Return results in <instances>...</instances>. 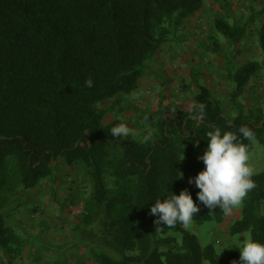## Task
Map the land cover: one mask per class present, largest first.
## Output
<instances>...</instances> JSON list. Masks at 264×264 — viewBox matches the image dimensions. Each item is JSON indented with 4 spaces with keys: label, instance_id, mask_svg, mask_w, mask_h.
<instances>
[{
    "label": "trees",
    "instance_id": "trees-1",
    "mask_svg": "<svg viewBox=\"0 0 264 264\" xmlns=\"http://www.w3.org/2000/svg\"><path fill=\"white\" fill-rule=\"evenodd\" d=\"M204 1L0 0V264H12L18 252L14 197L51 177L60 161L79 165L91 185L82 224L92 229L94 264L239 262L237 247L220 255L213 245L202 247L181 223L163 230L179 238L162 235L154 223L158 217L149 213L155 199L188 189L199 208L190 224L202 225L209 214L222 223V210L198 202L199 189L188 183L205 167L197 157L207 147L206 132L214 125L234 132L248 152L255 141L264 151V112L251 108L228 117L209 88L197 84L189 111L145 115L148 129H154L147 141L148 130L141 138H114L110 130L122 122H103L106 104L136 91L147 63ZM214 27L239 53L245 24L219 17ZM256 36L262 59L231 74L233 99L264 71V21ZM88 78L92 87L85 86ZM241 126L254 132L253 141L239 134ZM252 179L256 187L229 233L249 232L264 243V169Z\"/></svg>",
    "mask_w": 264,
    "mask_h": 264
},
{
    "label": "rangeland",
    "instance_id": "rangeland-1",
    "mask_svg": "<svg viewBox=\"0 0 264 264\" xmlns=\"http://www.w3.org/2000/svg\"><path fill=\"white\" fill-rule=\"evenodd\" d=\"M219 17L229 23L237 18L245 24L246 37L239 53H233L215 30ZM263 21L264 0H205L200 12L172 30L169 41L147 63L136 91L106 104L108 112L103 122L119 119L131 129L127 137L141 138L148 130L145 115L159 110L189 111L195 103L197 84L209 88L228 117L251 108L264 112L263 70L251 79L241 97L231 96V74L248 61L262 59L256 32ZM213 41L219 52L214 51ZM203 152L200 150L198 156ZM249 156L254 174L261 172L263 147L253 142ZM90 190L89 180L79 165L69 166L60 161L53 175L36 188L18 191L13 215L19 235L18 252L13 260L7 254V260H12V264H55L61 259L71 264H94L90 252L94 244L90 240L92 229L82 224ZM241 209L242 204L226 215L222 223L209 214L202 225L190 224L186 230L198 237L202 247L213 245L223 255L228 247L239 248L240 241L251 238L249 232L229 233L231 225L240 219ZM162 235L180 236L169 230Z\"/></svg>",
    "mask_w": 264,
    "mask_h": 264
},
{
    "label": "clouds",
    "instance_id": "clouds-1",
    "mask_svg": "<svg viewBox=\"0 0 264 264\" xmlns=\"http://www.w3.org/2000/svg\"><path fill=\"white\" fill-rule=\"evenodd\" d=\"M85 86L92 87L93 80L86 79ZM200 112H203L202 106ZM110 131L114 138L127 137L131 133L126 123L113 126ZM237 131L249 141L255 139L254 132L247 126H241ZM153 132L154 129H148L144 140H149ZM206 137L207 147L197 157L205 167L195 177H190L188 183L199 189L196 193L198 202H202L209 209L218 206L225 215H230L256 187L252 179L254 170L249 164L248 146L238 142L234 132L222 131L214 125L212 130L206 132ZM182 176L180 173L179 178ZM170 193L169 196H163V199H155L150 208L149 214L158 217L154 223L160 227L156 230L163 231L165 227H175L177 223L188 227L194 214L199 211L188 189L181 190L179 195ZM217 243L222 244V241ZM238 250L239 262L234 261L233 264H264V243L251 238L245 239L240 241Z\"/></svg>",
    "mask_w": 264,
    "mask_h": 264
}]
</instances>
